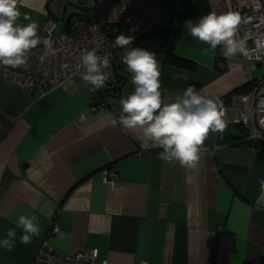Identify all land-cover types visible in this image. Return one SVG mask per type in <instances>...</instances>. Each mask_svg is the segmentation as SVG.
Here are the masks:
<instances>
[{"label":"crops","instance_id":"0c3cea01","mask_svg":"<svg viewBox=\"0 0 264 264\" xmlns=\"http://www.w3.org/2000/svg\"><path fill=\"white\" fill-rule=\"evenodd\" d=\"M67 2L80 0H18V23H28L27 14L41 29L61 17ZM208 2L211 11H234L231 0ZM206 47L184 25L172 52L191 67L156 55L165 100L194 86L227 109L225 131L209 134L191 171L162 161V149L139 156L140 130L111 123L119 101L108 99L92 113L83 81L40 96L0 77V239L17 230L12 250L0 248V264H39L45 241L64 254L97 249L98 264H264V151L246 143L237 122L238 109L249 104L240 103V94L227 99L260 79L258 66ZM120 73L128 80L124 97L134 86L126 66ZM107 168L116 176L103 183ZM21 214L37 217L39 235L29 244L19 242Z\"/></svg>","mask_w":264,"mask_h":264},{"label":"clouds","instance_id":"9594fccd","mask_svg":"<svg viewBox=\"0 0 264 264\" xmlns=\"http://www.w3.org/2000/svg\"><path fill=\"white\" fill-rule=\"evenodd\" d=\"M20 17L18 0H0V67L17 69L26 66L29 54L38 45L44 48L38 57L41 63L54 52V41L38 34V23L27 14L23 15V20L29 22L18 23ZM241 23L239 11H211L196 22L187 21L185 28L191 37L208 45L204 49L206 53L215 54L219 46L225 59L237 55L260 58L264 55V34L257 36L253 41L254 47L250 48L249 36L238 35ZM131 44L132 37L125 35L117 36L114 41L116 47L123 49L121 59L131 74L134 88L120 99L119 116L112 119V125H120L133 132L139 129L143 151L162 149L159 158L166 164L178 163L186 171L195 170L200 163L201 152L207 150L204 144L209 134L225 131L227 110L223 101L203 95L194 86L165 100L156 54L130 47ZM109 68L108 57L98 55L95 49L84 51L77 61L81 80L96 90L105 87L110 77ZM258 110L264 112V107ZM258 123L264 128V117ZM256 135L264 139L259 132ZM15 223L22 230L20 243L29 244L39 235L35 215L21 214ZM16 241V228L7 229L5 237L0 239V248L11 251Z\"/></svg>","mask_w":264,"mask_h":264},{"label":"built area","instance_id":"2783aa9c","mask_svg":"<svg viewBox=\"0 0 264 264\" xmlns=\"http://www.w3.org/2000/svg\"><path fill=\"white\" fill-rule=\"evenodd\" d=\"M91 9V15L95 21L75 20L68 33L59 28L56 19H50L46 25L39 29L38 34L42 38H51L54 41V52L41 63L39 55L43 54V45L29 54L28 64L17 69L0 67V77L22 91L40 96L49 92L71 85L76 81H82L77 70L78 58L86 50L95 49L100 56H107L110 62L109 80L105 87L96 90L86 85V90L92 97L90 111L98 113L105 109L104 97L115 92L120 86V70L125 65L122 62L123 49L114 45L115 38L119 35L132 37L130 47L143 48L157 54H167L171 48V42L164 36L167 29L176 27L167 17L157 0H81ZM234 11H239L242 17L240 35L249 36V47H254V39L264 34V1L263 0H232ZM251 68L257 64H264V55L260 58L249 59ZM258 87L248 95L239 98L240 103L249 104L247 109H238V124L250 128V141H261L257 137L259 132L264 136V128L259 126L258 120L264 117V112L258 110L264 107V95L258 96ZM246 98V99H245ZM226 109V108H225ZM227 110V109H226ZM85 117L79 119L84 122ZM151 151H142L138 155ZM116 174L110 169L101 171L103 183L114 180ZM264 190V178L260 181ZM58 226L54 225L51 232H58ZM99 251L97 249H85L73 254H64L55 247L44 242L37 262L39 264H98ZM146 261L140 264H145ZM101 264H111L103 259ZM148 264V262H146Z\"/></svg>","mask_w":264,"mask_h":264},{"label":"trees","instance_id":"16d2710c","mask_svg":"<svg viewBox=\"0 0 264 264\" xmlns=\"http://www.w3.org/2000/svg\"><path fill=\"white\" fill-rule=\"evenodd\" d=\"M160 6L162 7L163 11L167 15V17L170 19L171 22L174 23L176 27L174 29H167V31L164 32V36L171 42V50L165 54L166 60L170 63H175L177 65H184L186 67H191L192 62L184 61L183 59H180L176 57L173 52V46L176 45L179 36L181 34V31L187 21L193 20L194 18H200L203 15L208 14L211 12L210 4L208 0H157ZM179 4H178V2ZM264 1V0H263ZM222 63L219 62L216 64L217 70L219 72H223V67H221ZM257 66H261V64H257ZM263 79H258L253 82H250V84H246L245 86L237 89L235 92L228 95L227 99L229 98V101L232 97V95L235 93L236 95L240 94L248 95L251 94L259 85V83ZM241 128L244 131V138H249V135L251 133L250 128L241 126ZM250 146L254 147L257 150L264 151V143L261 141H249L246 142ZM103 260V259H102ZM112 264V263H111Z\"/></svg>","mask_w":264,"mask_h":264},{"label":"water","instance_id":"95a60500","mask_svg":"<svg viewBox=\"0 0 264 264\" xmlns=\"http://www.w3.org/2000/svg\"><path fill=\"white\" fill-rule=\"evenodd\" d=\"M91 12V9L83 4V2L80 0V3L73 4L71 2H67L64 5L61 17L55 18L58 23H61L63 25L62 30L66 33L69 32L73 22L75 20L79 21H90L91 18H93L92 15H87ZM120 79V86L117 88L115 92H112L104 97L106 100V105H109L107 103L108 99L112 100H118L122 98L124 88L126 87L128 80L125 76L119 75ZM132 88H130L129 93L131 92Z\"/></svg>","mask_w":264,"mask_h":264},{"label":"rangeland","instance_id":"374dc122","mask_svg":"<svg viewBox=\"0 0 264 264\" xmlns=\"http://www.w3.org/2000/svg\"><path fill=\"white\" fill-rule=\"evenodd\" d=\"M192 1H195V0H192ZM89 15H91V13H88ZM93 21H95V18H93L92 19ZM62 24H60L59 25V28L60 29H62ZM250 64V63H249ZM257 72H255L254 73V76L255 77H258V78H260V79H263L262 81H264V64L263 65H261V66H259L258 68H257ZM261 93H264V88L263 89H261V91H260Z\"/></svg>","mask_w":264,"mask_h":264},{"label":"bare ground","instance_id":"6f19581e","mask_svg":"<svg viewBox=\"0 0 264 264\" xmlns=\"http://www.w3.org/2000/svg\"><path fill=\"white\" fill-rule=\"evenodd\" d=\"M231 3H232V5H233V2H232V0H231ZM256 68H257V66H256ZM264 88V81H261V87H260V89L258 90V96H261V95H264V93H261L260 91H261V89H263Z\"/></svg>","mask_w":264,"mask_h":264}]
</instances>
